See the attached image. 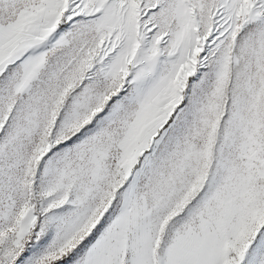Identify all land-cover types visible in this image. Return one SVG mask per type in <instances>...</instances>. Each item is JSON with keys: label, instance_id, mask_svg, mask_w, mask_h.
<instances>
[{"label": "snow or ice", "instance_id": "1", "mask_svg": "<svg viewBox=\"0 0 264 264\" xmlns=\"http://www.w3.org/2000/svg\"><path fill=\"white\" fill-rule=\"evenodd\" d=\"M0 264H264V0H0Z\"/></svg>", "mask_w": 264, "mask_h": 264}]
</instances>
